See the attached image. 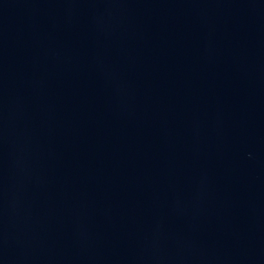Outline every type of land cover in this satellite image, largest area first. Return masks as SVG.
Returning <instances> with one entry per match:
<instances>
[{
	"label": "water",
	"instance_id": "1",
	"mask_svg": "<svg viewBox=\"0 0 264 264\" xmlns=\"http://www.w3.org/2000/svg\"><path fill=\"white\" fill-rule=\"evenodd\" d=\"M0 264H264V0H0Z\"/></svg>",
	"mask_w": 264,
	"mask_h": 264
}]
</instances>
